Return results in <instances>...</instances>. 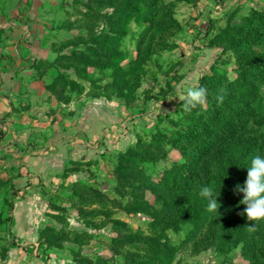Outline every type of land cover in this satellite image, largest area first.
<instances>
[{
	"label": "rangeland",
	"instance_id": "374dc122",
	"mask_svg": "<svg viewBox=\"0 0 264 264\" xmlns=\"http://www.w3.org/2000/svg\"><path fill=\"white\" fill-rule=\"evenodd\" d=\"M129 1L0 0V63L20 97L12 124L32 156L0 162V264H140L165 245L170 264H264L249 248L264 246V220H248L235 191L247 168L218 212L178 230L161 221L199 169L177 168L179 135L206 103L185 113L178 97L214 71L233 79L237 50H262L264 0ZM254 128L242 135L258 140L250 157L263 154Z\"/></svg>",
	"mask_w": 264,
	"mask_h": 264
},
{
	"label": "trees",
	"instance_id": "16d2710c",
	"mask_svg": "<svg viewBox=\"0 0 264 264\" xmlns=\"http://www.w3.org/2000/svg\"><path fill=\"white\" fill-rule=\"evenodd\" d=\"M128 5H133V2L130 0ZM260 48L262 50L254 54L236 51L238 66L234 67L236 76L233 79H226L227 72L224 74V70L214 71L212 75L203 78L202 85L208 89L206 109H203L201 115L191 117L188 128L180 133V140L186 141L182 149L188 157L186 163L177 167L184 171L186 177L191 171L190 176L194 170L199 169L193 174L195 184L192 193L183 191L172 209L171 216L161 218L167 228L178 230L182 224L195 222L208 212V201L199 195L203 186L213 187L219 204L226 198L230 181L237 179L241 170L248 168V162L252 159L250 151L258 140L252 137L245 139L242 135L251 134L256 129H253V126H257L261 128L259 134L264 137V42ZM235 89H238V93ZM218 93L224 95L223 103L216 100ZM229 140L233 145L227 151L224 144ZM262 140L258 146L263 151L260 156L264 157V138ZM189 147H193L194 152L189 151ZM203 157L207 159L205 165L198 167ZM159 198L163 203L164 196L161 194ZM9 204L13 209L14 204ZM156 216H159V213H156ZM12 218L10 215L8 219ZM226 242L224 241L222 246H225ZM165 247V256L147 259L140 264H170L174 260L176 247ZM249 248L254 260L256 255L264 256V246L252 242ZM97 262L105 264L106 260L100 257Z\"/></svg>",
	"mask_w": 264,
	"mask_h": 264
},
{
	"label": "clouds",
	"instance_id": "9594fccd",
	"mask_svg": "<svg viewBox=\"0 0 264 264\" xmlns=\"http://www.w3.org/2000/svg\"><path fill=\"white\" fill-rule=\"evenodd\" d=\"M208 89L203 86H188L178 97L182 101V109L185 113H191L198 106H204L207 101ZM216 100L223 103L224 95L218 93ZM236 192L243 194L241 204L245 205L244 214L248 220H264V157L255 155L247 168V178L243 186L237 185ZM199 195L205 198L207 210L218 212L220 205L217 202L214 189L211 186H203Z\"/></svg>",
	"mask_w": 264,
	"mask_h": 264
},
{
	"label": "crops",
	"instance_id": "0c3cea01",
	"mask_svg": "<svg viewBox=\"0 0 264 264\" xmlns=\"http://www.w3.org/2000/svg\"><path fill=\"white\" fill-rule=\"evenodd\" d=\"M28 70L29 69H26V71ZM15 75L16 72L13 69L5 67V63L3 64V62L0 63V115L6 118L5 120L11 121V126L9 129L7 127V131L4 135V148L0 150V162L7 161L10 162L12 166L19 163L25 164L28 161L31 162L32 158L31 153L22 155L19 151L23 148L22 143L18 141L19 136L16 134L17 130L14 129L12 124L14 115L16 114L14 101L20 98L19 95H17L18 89L14 80ZM44 165L45 163L43 166Z\"/></svg>",
	"mask_w": 264,
	"mask_h": 264
},
{
	"label": "built area",
	"instance_id": "2783aa9c",
	"mask_svg": "<svg viewBox=\"0 0 264 264\" xmlns=\"http://www.w3.org/2000/svg\"><path fill=\"white\" fill-rule=\"evenodd\" d=\"M7 131V124L3 116L0 115V150L4 148V135Z\"/></svg>",
	"mask_w": 264,
	"mask_h": 264
}]
</instances>
